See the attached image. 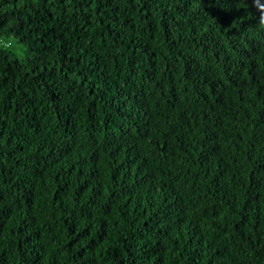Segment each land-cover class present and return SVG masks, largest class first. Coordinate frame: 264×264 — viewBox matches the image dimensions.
Here are the masks:
<instances>
[{"label":"trees","instance_id":"16d2710c","mask_svg":"<svg viewBox=\"0 0 264 264\" xmlns=\"http://www.w3.org/2000/svg\"><path fill=\"white\" fill-rule=\"evenodd\" d=\"M264 0H0V264H264Z\"/></svg>","mask_w":264,"mask_h":264},{"label":"clouds","instance_id":"9594fccd","mask_svg":"<svg viewBox=\"0 0 264 264\" xmlns=\"http://www.w3.org/2000/svg\"><path fill=\"white\" fill-rule=\"evenodd\" d=\"M262 22H264V20H262Z\"/></svg>","mask_w":264,"mask_h":264}]
</instances>
